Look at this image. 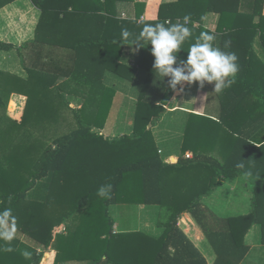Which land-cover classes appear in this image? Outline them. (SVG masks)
Instances as JSON below:
<instances>
[{
    "label": "crops",
    "instance_id": "0c3cea01",
    "mask_svg": "<svg viewBox=\"0 0 264 264\" xmlns=\"http://www.w3.org/2000/svg\"><path fill=\"white\" fill-rule=\"evenodd\" d=\"M89 2L46 0L41 8L36 7L31 0L0 3V42L12 46L8 50L0 48V88H3L0 104L5 107L4 121L8 124L9 120L21 124L18 135L24 136L28 128L23 126L22 119L27 103H30L27 121L47 123L46 129L49 131H40L37 129L40 126H35L33 130L37 135L28 130L33 135L29 136L35 140L36 136L49 134L51 141L46 145L54 148L53 141L56 138L76 129L74 113L77 112L90 131L73 145V152L70 153L77 155L70 158L65 171L67 175H71L70 173L76 174L81 170L83 177L91 180L89 185L95 184L101 174L105 175L103 170L111 175L113 170L125 163L155 154L164 163L177 158H192L196 153L221 159V149L216 142V123L220 122L215 116L219 104L224 105L227 101V89L218 94L220 102L217 93L212 92V84L206 83L203 88H199L196 83L188 85L181 82L177 85V91H173L167 86L168 78H160L152 69L154 57L150 52L151 45L142 46V51H138L137 47L140 45L136 47L138 43L133 40L145 23L183 22V17L189 15L187 26L191 29L192 36L177 53L178 60L186 59L188 48L201 32L214 34L216 45L217 37L222 36L223 50L235 52L238 57L239 76L245 74L248 58L258 60H253V64H250L255 77L254 74L252 77L247 75L252 82L245 85L250 90L241 103L244 108L251 107L264 98V0L259 6H255V0ZM254 26L259 30L254 31ZM125 30L131 34L127 39L122 36ZM225 41H231L227 49L224 48ZM141 44L143 45V41ZM232 88L239 91L242 88L240 81ZM156 90L160 92L150 99L149 93ZM156 106L162 108L160 115L149 119V113L152 114ZM207 108L211 110L212 115L208 116L213 123L206 118ZM204 116L206 117L202 118ZM70 121L74 124L71 131L54 135L58 124L62 128L63 125L70 124ZM205 127L210 128V132H204ZM222 129L226 131V139L230 140L233 149L232 132L226 126ZM248 142L257 147L263 144L264 126ZM1 150L4 156L14 151L10 148ZM23 151L26 154L27 149L23 148ZM90 152L93 162L87 160L89 163L86 164L81 155H89ZM34 156L36 159V152ZM125 158L128 161L123 163ZM80 160L83 168L79 167ZM111 164L114 165L110 170ZM203 169L198 165H184L178 172L168 171L170 179H164L167 188L158 195L147 187L150 195H147L146 201L144 197L125 188L121 199L107 208V216L112 220L111 230L113 234L120 235L117 240L113 238L109 242L111 254L120 256L125 263L151 264L161 239L165 238L175 220L178 229L200 251L207 263L212 264L215 253L192 216L191 207L188 208L199 189L201 190ZM92 171L96 173H89ZM154 172L152 169L147 175V181H153V185ZM17 175L19 178L16 176L15 181H24L21 178L22 175L25 176L24 172ZM139 178H142L139 172H125L121 184L124 187L132 185ZM0 179L1 185H6V181L10 182L3 177ZM239 184L242 189L251 188L250 181L243 174L234 179H226L211 193L200 197L201 212L216 218L248 214L252 193L245 192V189L241 190V194L249 198L248 204L242 211L229 213L236 207L226 196L231 191L236 192ZM140 185L142 186V182ZM29 193L30 191L17 204L16 209H5L9 212V217L4 218L0 224V264H31L34 251L39 255L38 264L41 259L43 261L44 255V263L47 264L51 252V264H104L103 261L88 262L96 252L103 251L100 238L106 239L107 229L103 228L105 223L107 225L105 213L103 215L106 220H101L103 218L98 213L100 210L91 206L74 211L63 219L67 221L74 214L73 218H79L78 225L82 224L81 228L85 224L92 229L89 230L91 237H86V232H83L85 230H80L82 233H79L71 229L68 234L76 232L74 238L59 243V238L55 239L56 235L50 230L51 241L44 247L38 238L43 231L47 234L49 230H27L22 221L24 211L32 208L39 210L34 206L37 207L36 203L43 200V196L38 200L36 197L32 199ZM1 198L6 203L9 201L4 194ZM102 210L104 212L103 205ZM35 225L36 223L33 224ZM62 230L66 232L69 228L63 226ZM78 234L82 239L76 238ZM97 234L100 235L98 239ZM261 234V228L256 224L247 231L243 242L249 246V251L241 264L246 261L253 246L262 244ZM65 251L79 253L70 256V259L61 258L60 262H55L57 252ZM138 251L141 252L140 258L136 256ZM143 255L150 256L144 261Z\"/></svg>",
    "mask_w": 264,
    "mask_h": 264
},
{
    "label": "trees",
    "instance_id": "16d2710c",
    "mask_svg": "<svg viewBox=\"0 0 264 264\" xmlns=\"http://www.w3.org/2000/svg\"><path fill=\"white\" fill-rule=\"evenodd\" d=\"M11 1L13 0H0V3L4 4ZM31 1L36 7L41 8L46 0ZM88 1H90L89 4H103L108 3L109 1L112 2L113 0ZM236 1L238 0H234V2ZM261 1L262 0H255V6H259ZM208 7L210 6L208 5ZM252 28L254 31L259 30L257 26ZM217 40V45L223 49L222 36H218ZM10 47H12L10 44L0 42L1 49L8 50ZM145 47H148V45ZM250 55L254 57L252 52H250ZM253 60L258 61L256 58L247 59V68L244 70L245 74L242 77L241 75L239 76L238 73L236 74L235 83L230 88H227L226 103L224 105L219 104L216 108L215 117L220 122L216 123V125H218V140L216 142L219 149H221V159L206 154L196 153L192 158H177L174 161L164 163L160 157L155 154L154 156L145 159L125 163L113 170L111 175L110 173L108 174V171L103 170L105 175L101 174L99 180H97L95 184L89 185L91 180L89 181L84 178L81 170L76 172V174L70 173L71 175H67V172L65 171V169H67V164L68 166L70 164L68 163L70 158L77 155V153L75 155L70 153L73 152V145L77 140L85 137L90 131L89 126L82 121L77 112L74 113L77 122L76 129L56 138L53 141V144L55 145L54 148L52 145H46L43 146L42 150L41 147L36 149V159L33 153L30 161L27 160V154L24 153L23 149L16 148L20 147V145H17L18 143L13 144L12 141H9V143L0 142V178L3 177L4 179L10 180V182H5L6 185H1L2 181L0 179V224L4 218L9 217V212L5 209L10 211L16 209L18 207L17 204L27 197L29 191L50 179L52 182H47L39 187H43L42 190L45 189V191L41 193L43 200L40 203H36L37 207L34 206L35 208H39V210H35L34 208L31 210L27 209L24 211L25 214H22V221L26 229L49 230L47 234H44L43 231L41 235H39L40 238H38L44 247H46L51 241L50 230L53 229V226L55 227L64 217L70 216L74 211L87 208L91 206L90 204H93L95 200L98 201L101 199L104 206V213L107 218L108 230L105 232L106 239H101L100 235L97 234L96 238H100L102 241L101 246L103 251L96 252V256H91L88 263L103 261L104 264H130L128 262L125 263L120 256H113L109 250L110 240L113 238L117 240V238L120 237V235L117 236V234H113L111 230L112 220L107 216V208L109 205L114 204L117 200L121 199L125 188L127 191H134L135 195H138L139 197H144L145 201L147 200V195H150L147 187L152 188L153 192L161 195V192L167 188V186L165 188L164 179H170L168 171L175 173V171L178 172V170L184 165H198L199 167L204 168L202 172V186L201 190L199 189L197 192L198 195L192 200L188 208L191 207L190 212L192 216L202 228L204 235L215 253V260L212 264H241L249 251V246L243 242L244 237L254 224L261 223V242L264 244V143L257 147L248 142V139L264 126V98H262L261 101L255 102L251 107L244 108L241 105L242 100L250 90L248 87H245V85L252 82L251 77L253 74L255 77V73L252 72L253 67L250 65L253 64ZM175 66L177 65H174V67ZM247 75H251V77ZM241 78H243V80H241ZM238 81H240L242 88L239 91H235L232 87H235ZM218 100L220 102L219 95ZM30 109V103H27L26 113L24 112V118L22 119L24 122L23 126L28 128L27 131L33 130L35 126L39 127L40 124H42L27 121ZM161 110V107H154L153 113H149V119L152 116L158 117ZM205 114H207V117L204 116L202 118L206 117L208 121L213 123L208 116L212 114ZM9 121L11 126L7 130V134L5 133L6 138L11 134L18 135L22 126L15 121ZM47 125V123H43L41 127L46 129ZM206 126L211 127L210 125ZM225 126L232 132L231 139H234L233 149L230 146V140L226 139V131L222 129H225ZM207 127L204 128V132H210V128L207 129ZM233 134L236 136L234 137ZM13 137L14 136L9 139H12ZM31 143L32 142H28L27 146L26 144L24 146L25 149H27V152L28 150H34L33 144ZM1 148H10L14 151H12V153H6V156H4ZM90 155L91 152L89 155H81V157H84L86 164L88 161L93 162V158ZM90 158L91 160H89ZM79 164V167L83 168L81 160L79 161ZM259 165H261V167H259ZM152 169L155 171L154 185L153 181H147V175L151 173ZM247 169L251 170L247 171ZM129 171L139 172L142 178H139V180H137L138 182L134 181L132 185L128 184L124 187V185L121 184V179L124 173ZM20 172L25 173V176H21L24 181H15V178H19L17 174ZM89 173L94 175L96 171ZM243 174L246 175L251 183V212L246 215L230 218H216L213 215L208 216L201 212L200 197L211 193L226 179H234ZM105 181H108V184L112 185L111 197L109 199L97 197V190L101 185H104L103 182ZM140 182H142V186L140 185ZM2 194L5 195L6 199L8 198V204L1 198ZM192 194H194L193 189ZM55 199L57 200L58 208L56 207L54 212L52 205L56 202ZM89 209L92 210L91 208ZM35 223L36 225L33 226ZM81 225L82 224L79 226L80 228L78 227L79 229L76 228L74 230L79 233H82L80 230H85L83 232H86V237H91V231L89 230L92 229H89L85 224L84 228H81ZM75 233L76 232H71L67 235H58L59 243L74 238V235L77 234ZM76 238H81L80 234H78ZM104 240H106V243ZM71 241H73V239ZM170 247H172L171 252L169 251ZM77 253L79 252H57L55 262L56 260L60 262L61 258L62 260L66 257L67 259H70V256H74ZM67 254L70 255L67 256ZM103 255H105L104 258L102 257ZM136 256L140 258L141 252H136ZM143 256V260L145 261L150 255ZM43 257L44 259L43 261L41 259L40 264H46L44 263L46 260L45 255ZM52 257L53 252L49 256L47 264H51ZM134 259H136V257H134ZM38 260L39 255L34 251L31 255V264H38ZM151 261V264H208L200 251L197 250L193 243L182 233L181 230L178 229L175 220L174 225L172 226L171 224L170 230L165 238L161 239L159 248L154 252Z\"/></svg>",
    "mask_w": 264,
    "mask_h": 264
},
{
    "label": "clouds",
    "instance_id": "9594fccd",
    "mask_svg": "<svg viewBox=\"0 0 264 264\" xmlns=\"http://www.w3.org/2000/svg\"><path fill=\"white\" fill-rule=\"evenodd\" d=\"M189 21L190 16L185 15L183 22L145 23L133 42L140 46L151 45L150 52L154 57L152 69L160 78H168L167 86L173 91H177V85L181 82L188 85L196 83L199 88L207 83L213 85L212 92L220 94L235 83L239 71L238 57L235 52L225 51L216 45V36L205 31L190 45L186 59L178 61L177 53L192 36L187 26ZM130 35L127 30L122 33L124 39ZM230 44L231 41H225L224 48H229ZM111 192L112 185L104 184L98 188L97 195L109 199Z\"/></svg>",
    "mask_w": 264,
    "mask_h": 264
},
{
    "label": "rangeland",
    "instance_id": "374dc122",
    "mask_svg": "<svg viewBox=\"0 0 264 264\" xmlns=\"http://www.w3.org/2000/svg\"><path fill=\"white\" fill-rule=\"evenodd\" d=\"M139 44H136L135 46L137 47ZM137 50L138 51H142V49H141V47L139 46V47H137ZM9 64V63H8ZM1 81H2V83L1 84H3L4 82H3V80H2V78H1ZM165 83V82H164ZM162 84H163V82H162ZM166 84V83H165ZM154 86V85H153ZM166 86V85H165ZM154 87H156V86H154ZM160 88V86L158 87V89ZM3 91V88L1 89L0 88V96H1V92ZM158 92H160V91H158ZM158 92H157V90L155 91V92H151V93H149V98L150 99H152V96L153 95H156V94H158ZM221 94V93H220ZM2 98H3V95H2ZM210 99H211V97H210ZM209 99V101H211ZM4 108L5 107H3V104L1 105L0 104V142H2V143H9V141H12V143L13 144H16V143H18L17 145L19 146L20 145V147H16V148H19V149H23V148H25L24 146H25V144H26V146H27V143L28 142H32L31 144H33V148H34V150H28V152L26 151V154H27V160H29L30 161V159H31V156L33 155V153L36 151V149H39L40 147H41V150L43 149V146H45L46 144H48L50 141H51V138H49L50 137V135L49 134H47V136L46 135H41V136H36V139L35 140H33V139H31L32 137H30L29 135H32V134H34V135H37V133L35 134V131L34 130H31V133L32 134H30L29 132H27V130L25 131L26 132V134L24 135V136H20V135H18L17 136V134L16 135H14V134H11V135H9L7 138H6V135H5V133L7 134V130L9 129V127L11 126L10 124H8V123H6L5 121H4ZM153 108V107H152ZM210 109H206V112H208V113H210ZM39 124V123H38ZM56 124H58V123H56ZM41 125H43V123L42 124H40V127L39 128H37V129H40V131H43V129L44 128H41ZM58 128H57V132L54 134V135H62L63 133H66V132H69V131H71L72 129H73V127H74V124L70 121V124H65V125H63L62 126V128L60 127V124H58V126H57ZM46 131H49V130H47L46 129ZM19 134H20V132H19ZM12 136H14L12 139H9L10 137H12ZM33 136V135H32ZM28 138V139H27ZM129 159H131V158H129ZM124 161H128L126 158L124 159V160H122V162L123 163H125ZM112 166H111V168H110V170L113 168V165L114 164H111ZM116 165H118V163L116 164ZM56 176V175H55ZM237 177H240V176H237ZM50 180V179H49ZM46 181V182H44V183H42V184H40L38 187H35L34 189H33V191L34 192H31L30 191V193L28 194L29 196H31L30 198H32V199H34L35 197V199H41V197H42V192H44L45 191V189L44 190H42L43 189V187L42 188H39L41 185H43V184H45V183H47V182H52L51 180L50 181ZM104 184H108V181H105V182H103ZM39 188V189H38ZM226 188H228V187H226ZM225 188V189H226ZM243 189H245L246 191L245 192H250V193H252L251 192V188H249V190L248 189H246V188H243ZM242 189V187H240V184H239V186H237L236 187V192L235 191H231L230 193H228L227 194V196H226V198H228L230 201H232V204L233 205H235V209H232V210H230L229 211V213L230 214H233V213H237L238 211H242L244 208H245V206H246V204H248V201H249V198H246V197H244L243 196V194H241V190H243ZM38 193H39V195H38ZM86 193H88V192H86ZM241 194V195H240ZM252 196V195H251ZM96 198V197H95ZM98 198H100V197H98ZM97 198V199H98ZM104 199V198H103ZM55 203L52 205V208H53V210L57 207V200L55 199ZM91 205V207H93L94 209H96V210H100L98 213L101 215V217L103 218V219H101V220H106L105 219V217H104V215H103V210H102V201H101V199H99L98 201L97 200H95V202H93V204H90ZM248 206V205H247ZM58 208V207H57ZM114 209V208H113ZM71 210V209H70ZM251 210H252V206H251V208H250V212H251ZM54 212H55V210H54ZM71 213V212H70ZM113 213H115V212H113ZM81 217H83V216H81ZM91 217V216H90ZM95 218H97V215L95 216ZM78 222H79V218H73V216L72 217H70L69 218V220H67L66 221V219H62L61 220V222L59 223V224H57L55 227L53 226V234L54 235H56L55 236V239H57L58 238V234H64V235H67L68 234V232L72 229V230H74V229H76L77 227H79V225H78ZM105 222V221H104ZM106 222H107V220H106ZM256 225H258L260 228L262 227V225H261V223H257ZM63 226H65V228H69V230H67L66 232H64L63 230H62V227ZM103 228L106 230H108V225H106V223H105V225L103 226ZM105 241V243H106V240H104ZM52 253V252H51ZM51 253H50V255H51ZM97 254V253H96ZM96 254L94 255V256H96ZM49 255V256H50ZM105 255H103L102 257H104ZM243 264H264V245H257V246H253V249L251 250V252H250V254L248 255V257H247V259H246V261L243 263Z\"/></svg>",
    "mask_w": 264,
    "mask_h": 264
}]
</instances>
